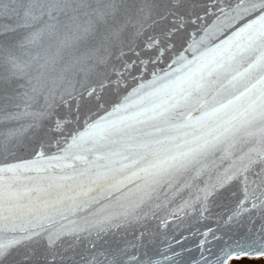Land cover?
I'll return each instance as SVG.
<instances>
[{
    "label": "snow or ice",
    "instance_id": "1",
    "mask_svg": "<svg viewBox=\"0 0 264 264\" xmlns=\"http://www.w3.org/2000/svg\"><path fill=\"white\" fill-rule=\"evenodd\" d=\"M254 260L264 0H0V264Z\"/></svg>",
    "mask_w": 264,
    "mask_h": 264
},
{
    "label": "water",
    "instance_id": "2",
    "mask_svg": "<svg viewBox=\"0 0 264 264\" xmlns=\"http://www.w3.org/2000/svg\"><path fill=\"white\" fill-rule=\"evenodd\" d=\"M161 67H166V64L165 65H161ZM133 74L139 76V72L134 71ZM145 79H147V80H151L152 79L151 70L146 72ZM129 85H130V87H128V91H131V88L136 86V84L133 83L131 80H129ZM123 94L126 95L127 93L125 92ZM22 155H24L25 158H27V154L26 153L22 154ZM187 223L191 225V228L193 230L196 229V228H201L202 229L203 226H204L203 224H198V223H195L194 221H188ZM148 227L153 229V230H155V231L161 232V239L163 238V234L164 233H167V235H169V236L175 235L177 239H179V236L181 234H186V232H179V233L175 232L171 224L169 225V227L167 229H159L157 221L149 222ZM196 242H197V239L195 237H193L192 239H189L188 241H186L184 246H186V247L187 246H191V245H193ZM197 256H198V252L193 250L192 252L185 254V260H190V258H195ZM254 261H258V260H254ZM244 262H252V261H244ZM244 262H241V264H244ZM233 264H236V262L234 261Z\"/></svg>",
    "mask_w": 264,
    "mask_h": 264
},
{
    "label": "bare ground",
    "instance_id": "3",
    "mask_svg": "<svg viewBox=\"0 0 264 264\" xmlns=\"http://www.w3.org/2000/svg\"><path fill=\"white\" fill-rule=\"evenodd\" d=\"M244 264H264V260L252 261V262H244Z\"/></svg>",
    "mask_w": 264,
    "mask_h": 264
}]
</instances>
